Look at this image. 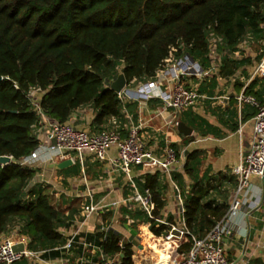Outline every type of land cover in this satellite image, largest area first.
Instances as JSON below:
<instances>
[{"label": "trees", "instance_id": "obj_1", "mask_svg": "<svg viewBox=\"0 0 264 264\" xmlns=\"http://www.w3.org/2000/svg\"><path fill=\"white\" fill-rule=\"evenodd\" d=\"M263 24L264 0H0V156L11 157L7 164H0V236L17 220L19 232L30 238L29 249H50L43 253L44 258L58 257L60 251L53 248L65 241L57 230L62 213L52 205L45 187L36 184L27 189L37 169L18 163L39 143L33 133L39 114L26 96L30 87L43 92L40 107L55 121L64 123L74 110L90 105L94 114L91 130L102 131L110 119L123 114L118 94L109 88L119 73L127 87H133L157 78L166 59L177 58L184 51L205 69L212 60L208 41L212 32L221 38L217 48L223 54L217 72L206 76L198 90L207 81L212 89V80L233 75L242 61L250 62L238 44L248 35L264 39ZM229 52L245 57L239 60L228 56ZM244 92L253 93L250 86ZM137 103L129 99L124 107L134 113ZM186 117L190 119L184 121L200 136L213 129L194 113ZM231 128H236L235 123ZM192 140L187 136L183 144ZM170 146L179 157L177 145ZM203 158L201 149H185L181 170L172 172L181 188L183 175L192 181L188 192L183 191V218L190 234L198 237L223 217L235 187L231 176L216 179L203 172L200 177ZM76 165L60 171L76 174ZM137 183L141 190L150 189L152 214L160 218L166 206L163 174L147 172ZM132 212L144 216L156 236L169 229L139 209ZM167 218L174 220L172 215ZM80 236L109 255L118 254L121 264H134L132 244H120V235L113 229H95ZM186 237L179 247L182 253L192 243L190 235ZM249 264H264V259L253 257Z\"/></svg>", "mask_w": 264, "mask_h": 264}, {"label": "built area", "instance_id": "obj_2", "mask_svg": "<svg viewBox=\"0 0 264 264\" xmlns=\"http://www.w3.org/2000/svg\"><path fill=\"white\" fill-rule=\"evenodd\" d=\"M208 41L210 55L211 48L216 47L221 42V38L210 32ZM218 67L211 62L208 69H204L198 61L184 51L177 58H167L157 78L138 83L135 88H129L134 91L135 97L124 90L118 92V97L122 102V111L129 121L125 132L116 127L90 132L76 128L69 120L59 123L42 111L39 99L43 92L37 87H30L26 96L33 109L39 114L38 125H44L48 140L39 141L28 155L18 160V163L24 167L35 168L39 173L41 168L48 164L70 159L71 165L79 163L82 170L83 159L88 153L94 159L108 160L114 168L119 169L125 176L129 193L119 200L106 201V196L96 200L92 188H88L86 185L84 195L87 203L74 213L73 219L76 223H70L72 227L66 229L64 243L53 248V250L60 251L61 254L58 257L44 258L43 253L50 249H29L27 246L28 237L25 235L26 242L22 239L2 235L0 236V264H13L22 258H27L31 264H121L118 254L105 253L99 245L87 241L84 236H80V233L91 232L88 229L83 230V228L92 215L103 214L110 209L116 210L119 205L126 203L137 204V208L145 216L156 219L158 223L168 225L169 229L163 235L165 240L181 239L183 242L187 240L186 236L190 235L191 246L186 253H183L179 264H232L234 260H230L226 251L230 235L234 230L238 236L246 235L248 229L245 228L247 225L244 227L245 219L262 201L264 189V101H260L252 93L244 92L245 89L235 96L239 107L249 104L255 109L252 141L247 153L232 167L236 184L229 198L225 214L201 237L191 235L186 228L183 218L184 190L172 178V172L176 170L174 165L180 164L181 161L180 167H182L185 149L180 151L182 157L180 160L170 143L166 142L162 148L163 156L154 155L153 151L147 148L148 140L146 133L142 131V122L138 120L137 123H133L124 107L129 99L143 102L154 98L160 100L164 109L172 108L176 113H181L192 107L199 98H204L197 88L186 79L190 77L201 79L203 75L215 72L214 70ZM254 77L264 78V53L251 72V78ZM221 99L227 101L229 96L225 95ZM168 123L176 127L178 119L173 118ZM111 148L116 153L113 158L108 156ZM155 170H159L163 177H167L169 185L175 193L174 199H176L178 207L177 221L170 222L166 217L156 218L153 216L151 191L148 187H143L141 190L138 186L137 182L142 181L147 172ZM253 176L258 178V185L252 180ZM33 179L34 177L29 181L27 189L35 185ZM38 184L43 185L48 190L47 192L53 198L55 197L52 205L57 208L60 203L59 197L64 193L62 184L59 183L57 186L50 178L44 179L39 175ZM65 215H72V212L68 210ZM112 219L111 215V221ZM109 228L106 226L100 230ZM19 243L24 245L23 249L14 250L13 246ZM121 243L122 241H120ZM78 247L81 248L80 253H77ZM249 259L243 255L236 264H249Z\"/></svg>", "mask_w": 264, "mask_h": 264}, {"label": "crops", "instance_id": "obj_3", "mask_svg": "<svg viewBox=\"0 0 264 264\" xmlns=\"http://www.w3.org/2000/svg\"><path fill=\"white\" fill-rule=\"evenodd\" d=\"M251 41L253 44L252 46L255 45L257 47L258 45L259 48H250L248 45ZM263 46L264 39L256 40L250 35L245 37L238 44V47L240 51L245 53V56L250 58V62L242 61L233 75L219 77L212 80L211 82L214 83L212 89L210 82L207 81L204 82L202 91L199 92L198 90L199 84L202 80L206 76H208V78L211 77L213 73L216 72H210V74L205 76L203 75L201 79L197 77L187 78L186 81L196 87L197 91L204 98H199L192 107L181 113H176L172 108L164 109L160 100H154V98H152V100L149 99V101L138 102L134 109V113H129L126 110L133 123H137L138 120L142 122V131L143 133H146V138L148 140L147 148L152 150L154 155L158 157L163 156L162 148H160V146H162L161 144L163 143L166 144V142L175 143L179 152L182 149L189 150L192 148H199L204 151V164L201 169L203 172L207 173L208 177L215 175V178L218 179L219 177L231 176L234 179V184H236L235 177L232 173V167L250 148L253 136V108L249 104H244L239 107L236 103L235 96L242 89H246L247 86H250V89L253 92L252 94H254L260 101H264V78H251L253 68L264 53ZM217 47L218 46H216V48ZM216 51L218 60H212L211 62L216 63L218 67L223 53H221L219 48H217ZM211 53L212 52H210V55ZM227 55L237 56L236 59L239 60L245 57L244 55L238 57L239 54H237V52H229ZM255 57H257V60ZM208 67L209 66H207L206 69H208ZM215 70L217 71L218 69L216 68ZM225 95L229 96L227 101L221 99ZM190 112L202 117L213 127V129L209 130L204 136L198 135L193 129L190 135H184L178 132L176 127L168 123L174 118L178 119V121L184 122L188 126L184 119H190V117H186ZM123 114L120 118L116 117L110 119L106 128L116 127L123 129L125 132L129 125V121ZM93 115L92 107L86 105L74 110L69 118V122L76 128L95 132L91 130V120L93 119ZM233 123L236 125L235 129L231 128ZM201 124H199V126ZM33 133L39 141L48 140L46 134L47 131L44 125L39 124L35 126ZM187 136H192L193 140L185 145L183 144V141L187 139ZM108 156L109 158L116 156L113 148L109 150ZM179 159L182 160V157L179 156ZM51 165L52 164H48L44 166L39 173L37 170L32 181L35 185L38 184L39 175L40 177L43 176L44 179L50 178V180L57 186H59V183L62 184L61 186L64 193L60 195V203L56 209L62 213V221L58 224L57 230L64 236L66 235V229L72 227L70 226V223H76L73 219L75 213L74 210L82 208L83 204L87 203V199L84 195L86 185L88 188H92V193L96 200L106 196V201H114L127 195L125 192V189L127 188L125 176L119 171V169L114 168L106 159H94L87 153L82 162L83 169L81 170V168H79L76 174H70L71 171H60V169L54 168ZM71 166L73 165L68 167ZM174 167L176 170L173 172L181 170V167L178 168L177 164L174 165ZM203 172L199 175L200 177L203 175ZM252 180L258 185L257 177L253 176ZM182 182L184 183L183 188L179 187L186 193L188 192L189 185L192 181L188 176L183 175ZM232 188L234 189V187ZM174 194L175 193L171 187L167 191L165 190L164 196L166 199V206L161 217H166V219H168L167 216L172 215L174 219L173 221H177L178 207L176 199H174ZM170 195L173 199V208L171 209L170 207L168 210L166 207L170 203L168 198ZM129 204L130 205H127V203L119 205L116 210H107L106 212H108L109 215H107L106 212L103 214L97 213L92 215L87 220L83 230L88 229V231H93L95 229L100 230L102 227L105 228L106 226L110 227L120 235V241L130 242L132 244V259L135 258L136 264H179L184 255L179 251L182 240H165L163 236L154 235L149 229V224L146 221V218L144 216L137 217V214L132 212L133 210L138 209L137 204ZM68 210L72 212V215H65ZM110 214L113 217L112 221ZM245 220L247 224L245 223L244 227L247 225L248 229L246 235H244V237L237 235L235 239L230 237L227 243H234V246H238L239 243H247L248 248L250 247L249 254H254L259 248L264 251V238L260 239V237L262 238L263 236H261L260 233L264 229V189L262 192V202L250 212L248 218ZM18 225L20 224L17 220L12 221L1 236H10L14 239L25 240L26 242L24 235L19 232ZM121 226H127L129 229L124 232L120 229ZM254 237L257 239L255 240ZM252 241L254 242L252 243ZM260 242L261 244H258ZM260 252L261 251L258 253ZM246 257L250 256L248 255ZM251 257L257 256L251 255ZM28 262L31 264L29 260Z\"/></svg>", "mask_w": 264, "mask_h": 264}, {"label": "rangeland", "instance_id": "obj_4", "mask_svg": "<svg viewBox=\"0 0 264 264\" xmlns=\"http://www.w3.org/2000/svg\"><path fill=\"white\" fill-rule=\"evenodd\" d=\"M250 43H251V45H250ZM249 43V45L248 46H250V48H256V49H258L259 47H258V45H257V47L254 45V46H252L253 44H252V41ZM215 46H213L212 47V53H211V58H212V60L214 61V60H218V58H217V56H216V50H217V48H216V50H215ZM263 48H264V46H263ZM216 64V63H215ZM215 72H217L216 70H214ZM137 86V84L135 85V86H133V87H131V86H129V88H135ZM127 98H129V97H127ZM125 99H126V97H125ZM211 150V149H210ZM204 160L202 159V161H201V165H200V167H199V172H198V174L199 175H201V172H203L202 171V169H201V167H203L202 165L204 164V162H203ZM181 161H180V164H178L177 165V167L179 168L180 166H181ZM78 166H79V168H80V165L79 164H77L76 166H74V167H77L78 168ZM73 167V166H72ZM68 168H70V167H68ZM66 169V168H65ZM64 170V169H63ZM164 179H165V183H166V185H167V188H166V191L168 190V189H170V185H169V181H168V179H167V177L165 176L164 177ZM50 195V194H49ZM168 198H169V204H168V206L166 207V209H168L169 210V208L171 207V209L173 208L172 207V202H173V199H172V196L170 195V196H168ZM50 199H51V203H53V200H54V198H53V196L52 195H50ZM262 202V201H261ZM77 206V205H76ZM170 209V210H171ZM165 210V209H164ZM74 212H78V210L76 209V210H74ZM177 212V211H176ZM247 224V222H244V224ZM17 226V225H16ZM18 227H19V225H18ZM92 228V227H91ZM246 229H247V227H245ZM120 229L121 230H123L124 232L126 231V230H128L129 228L127 227V226H121L120 227ZM261 234V236H262V238L260 237V239H263L264 238V229L262 230V232L260 233ZM237 236V232H236V230H234V231H232V233H231V235H230V237H232V238H234L235 239V237ZM255 238V240L257 239L256 237H254ZM29 239L30 238H28V241H27V244H28V242H29ZM254 240V239H253ZM254 240V241H255ZM254 241H252V243L254 242ZM237 242H238V240H237ZM135 243V242H134ZM258 244H261V242L260 243H258ZM252 247V246H251ZM260 249V248H259ZM259 249H257L256 250V252L254 253V254H249V250H250V247L248 248V244L247 243H244V244H241V243H239V245L238 246H234V243L233 244H228L227 246H226V251H227V254H228V256L230 257V256H233V257H238L242 252L244 253V255H245V257L246 256H250V257H248V258H250V259H252L253 257H251V255H254V256H260V257H263V259H264V251L263 250H259ZM136 250V249H135ZM259 251H261L260 253H258ZM246 253V254H245ZM28 259L27 258H22V259H20V260H18L17 262H15L14 264H28V261H27ZM133 262H134V264H136V260H135V258H133Z\"/></svg>", "mask_w": 264, "mask_h": 264}, {"label": "water", "instance_id": "obj_5", "mask_svg": "<svg viewBox=\"0 0 264 264\" xmlns=\"http://www.w3.org/2000/svg\"><path fill=\"white\" fill-rule=\"evenodd\" d=\"M0 79H1V77H0ZM109 88L111 90H113L114 92H116V93L124 90V91H127V93H129L132 97L136 96L134 91L127 87L126 80H125V77H124L123 73H119L116 76V78L110 82ZM176 129H177L178 132H180V133H182L184 135H190L192 133V128L187 126L182 121H178ZM10 159H11L10 156L1 155L0 156V164L1 165H5V164H7L10 161ZM70 165H71L70 159H65V160L60 161L58 163H54L51 166L54 167V168H58V169L62 170V169H65L66 167H68ZM23 246L24 245L22 243H19V244H15L13 247H14V250H22ZM242 256H243V252L238 257H236L234 259L232 264L238 263L241 260Z\"/></svg>", "mask_w": 264, "mask_h": 264}]
</instances>
